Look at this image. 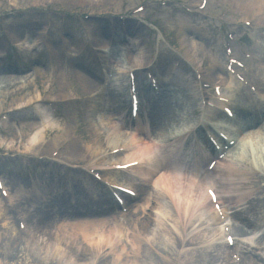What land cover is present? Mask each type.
<instances>
[{"label":"bare ground","instance_id":"obj_1","mask_svg":"<svg viewBox=\"0 0 264 264\" xmlns=\"http://www.w3.org/2000/svg\"><path fill=\"white\" fill-rule=\"evenodd\" d=\"M103 1L105 0H74L75 3L88 2L90 4L95 3V5L100 4ZM232 5L244 16H250L251 18L262 16L264 19V0H233ZM248 20L249 19L246 21ZM25 35L26 36L23 37V42L30 39V44L33 45L37 43V41L33 39L37 34ZM102 36L105 37V33H103ZM0 41L5 42V39L2 37L0 38ZM114 44H118V41H114ZM146 47L148 48L147 43ZM53 50H55V48H53ZM131 50H133V48ZM131 50H129L130 53ZM57 55L58 52L54 53L53 58H57ZM80 58L81 57H79V60H81ZM83 63L91 64L92 66L94 65V62H90V60ZM130 68L132 69L133 67ZM181 72L178 75L182 79L183 76ZM12 73L21 74L22 71L11 65L4 67L3 72L0 71L1 76ZM123 73L124 68L120 66V68L115 71L114 81H119V75L121 76ZM36 74L38 78L45 76L44 73H41V70H36ZM183 75L185 74L183 73ZM73 76L76 82L80 84L79 81L82 79L76 72L73 73ZM3 79H5V77ZM188 80L191 85H194L193 79L190 78ZM177 81H180V79H177ZM11 82L12 81L7 80L4 84L9 83L8 85L10 86ZM82 86L85 87V93H90L88 95L95 92V88L87 82H85V86L84 84ZM29 89H31V86H28L26 90ZM60 89L61 90H55L52 86L50 87V90L53 93L59 95V100H67L69 98L68 95H70L69 90L63 85ZM145 92L147 93L148 90ZM177 92L182 93V90L178 89ZM15 96H17V94ZM113 96L115 106L118 108L117 113L119 120L125 127V125L129 124V115L125 117V108L127 106L125 96L117 90L113 91ZM160 96H162L160 98V103H156V100L153 102L150 100V109H152V112L157 116V121H152L150 129H157L165 121L179 123L177 120L180 111H184L187 118L183 120L182 125L176 126L177 130L187 129L194 123V119H196L197 116V108L199 106L193 95L183 94L184 97L182 104L180 103L178 106L173 105L172 102L168 100L166 94ZM76 99L82 98L78 97ZM17 100L18 99H16V102ZM21 101H24L22 104H27L25 107H29L31 104L30 102H32L33 99H28L26 102L25 99H21ZM74 105L81 106L80 103L67 102L64 105L58 103L57 107L60 113H62L64 109ZM89 105L90 104L85 106L84 103V113H88V119L93 118V115L96 112V108L92 106L90 108V113L89 111L85 112L89 108ZM17 106L18 105H15V107ZM121 108L124 109V111L119 112V109ZM10 109L14 111L13 107ZM28 114L30 113L25 109L22 119L33 120L34 117H31ZM75 119L76 121H72L73 123L70 121L69 123L71 130L75 132L77 137V141L74 142L68 150V154L75 158V160L73 159L72 161L77 162L85 160V162H87L92 160L93 162L95 157L103 150H106V148H114L118 145L129 146L131 149L130 156H126L121 159V161L130 162L144 158L147 159V167H137L129 173L116 172L111 175L113 177L136 175L138 180L142 182L139 187L140 189L137 190L138 192L143 190V186L147 183L149 178H154L153 187L142 197L140 195L137 200H128L131 203V213L127 216H123L126 218L123 221L122 219L115 217V215L99 218V216L95 214L93 211L95 204L93 202L96 200H94L95 198H92L95 191L92 192L93 190H91V188L95 187V189H98V187L95 186V183H87L85 185L82 180L76 179L70 186H68L66 182L67 179L62 178L60 180L62 185L58 180V183L48 188L45 186L42 187L38 185V183L31 184L32 186L30 188L34 189V193H32L31 197L22 196L25 201L30 200L32 202L33 197L45 194L51 197L55 193L58 194L55 196L56 200L64 199V196L67 195L65 202H69V200L71 201L66 204H58L55 200V203L59 206L58 210H61L64 213L65 218L62 217L60 221H57L52 218L51 214H49V223L42 226V228H31V232H34V234L30 239H37L39 253L43 256L39 261L34 260L32 264H96L98 261H100V264L221 263L220 252L223 251L224 247L221 240L218 238L217 230L211 229L208 233L198 235L193 227L199 220L205 221L206 219H208V221H214V225H216L217 217L211 208L212 206L205 205V202L207 201L205 195L196 189H193L192 191L188 190L185 193L180 194L179 191L176 192L174 190L173 186V192L172 189L165 190L168 182L180 187L181 181L178 180L175 174L182 171L185 162V156L183 157L181 154L183 150L181 144L182 141L175 139L176 137H174L173 130L171 135L166 134V143H163V141L156 138L153 139L151 135H148L149 132H146V141L143 139L139 141H129L126 136H123V133H111L113 125L109 124L105 117L101 118V122L104 125L103 129H101L96 123H90L89 134L87 135L82 127H80V131L76 133L78 117ZM125 121H128V123H125ZM73 124H75V127ZM142 127L143 122L140 119L132 128L137 132L140 131L139 133L143 135L145 130ZM31 130L35 131L36 127L32 126ZM2 132L6 133V130H2ZM253 135H256V137H251L254 141L262 140L264 137V129L260 128ZM11 136L12 135H10V137ZM17 138V136L12 137V140L16 141ZM42 139V136H32L31 145L28 144L27 147L24 148L27 155H39L38 152L42 145ZM32 144L34 145L32 146ZM164 144H167V146L164 147ZM16 145L18 144L16 143L15 146L4 150L11 153L21 150L22 146L17 148ZM54 146L44 149V154L49 155L54 149ZM203 148H205L204 145ZM145 149L149 150L146 152L144 151ZM243 150L244 149H238V152L242 154L244 152ZM154 154H156L157 167L152 169L155 166V163L151 167L149 162L151 158L155 159V156H153ZM245 158L246 157L243 155H240V157L233 156L220 161L211 174L205 173L206 178H203V180L209 178L214 184L220 195V201L223 204L224 211L228 214L231 220H239L249 228L255 227L257 229H264V203L260 200L261 195L258 191V185H264L263 179L261 180L263 177L254 175L250 169L247 168V165H245L246 163H243ZM187 160L189 159L187 158ZM191 162V167H194V165H201V162H197L194 159H192ZM172 169L175 171V174L170 178V181L167 182V175ZM263 187L264 186H261L260 188ZM100 188L103 189L104 187ZM57 189L59 191H57ZM82 190L84 191L81 192ZM97 194L96 197H101L99 196V193ZM76 195H80L83 198L76 199ZM98 200L100 201L101 199L99 198ZM103 201L104 200L101 202L103 203ZM245 202L249 203V208L244 206ZM112 205L113 207L115 206L114 203H112ZM168 206H172L176 214L179 211L184 226L188 229L184 226L180 227L181 222L179 216L174 220ZM82 210H85L86 212L83 214ZM163 214L168 216V223L171 225L170 228L166 224L167 221L165 222L163 219L159 218L160 215ZM252 218H254L253 220H255V224L251 221ZM152 225L155 229L153 228L151 230ZM179 233L182 234L183 239L186 238L187 246H198L207 243L209 250L201 251L200 247H197L195 248L197 250L195 254L189 253L187 250L183 252L177 251L176 249L181 242L179 240L180 235L178 236ZM9 235L10 234L4 239L9 242L6 249L0 252V258L5 261H10L15 258V255L12 252L15 251V245L17 243L16 240H14L15 238H9ZM242 236H244V234ZM16 238L23 240V238L18 237V235ZM4 240L0 239V244L2 243L1 241ZM213 242L214 245L212 246L211 243ZM259 242V246L264 250V236ZM111 244H114V246L111 250H108L107 248ZM48 246L49 252L47 248ZM235 246L238 250L244 251L243 247ZM262 256H264V254H262ZM49 258H51V260H48ZM43 260L44 262H41ZM256 262L257 261L245 262V264H264L263 259H260L257 263Z\"/></svg>","mask_w":264,"mask_h":264},{"label":"rangeland","instance_id":"obj_2","mask_svg":"<svg viewBox=\"0 0 264 264\" xmlns=\"http://www.w3.org/2000/svg\"><path fill=\"white\" fill-rule=\"evenodd\" d=\"M154 2H162L164 3H171L168 4L166 7L158 6V10L161 12L160 15H154V14H144V20L148 21H155V27H159L161 33H162V40L160 42V51L163 55V65L161 66L160 72L163 74L169 73L171 71L172 67H174L175 63H180V72L182 74V79L179 77V73L175 74L173 77L174 80L169 83L168 85L164 86V92L166 96L168 97V100L172 102L173 105H180L183 101V94H190L193 95L196 99L197 93H196V84L194 80V74L192 70L184 64L182 61H185L188 65L194 66V67H202V71L205 76V83L208 85H214L219 84L221 82L226 83L230 78L227 77L224 71L225 67V59L223 52L219 49L217 44V37L220 35H223L226 31H233L238 37H246L247 29L243 27V20L244 19H251L250 16H244L238 9H235L231 2H228V4H224L223 6L230 9V14L225 18L224 24H217V23H211L207 22L206 20L198 17L195 18L191 16L190 14L186 13L184 10L181 9L182 5L190 6L192 5L195 0H150ZM199 1V0H198ZM16 8L20 9L22 11H29V10H40L42 7L50 6L56 9V10H62L67 12H52V18L55 19L56 23V29L62 31V30H68L69 36L66 38L67 46L71 47L73 49V56L69 60V67L63 65V70L66 73L67 76H69L68 80L60 81L58 82V78L53 81V88L55 90H58L60 83L63 82L67 89L69 90L70 95H68V99H75L77 97L86 99L87 96L84 95L81 91V87L78 83H76V80L74 78H70V75L75 71L77 75L82 79V81H85L87 83H90L93 85V87H97L98 93H100L103 85H104V73L106 70L107 65L101 64L100 61H102V56L100 54L94 55V50L103 45H107L109 43V27L113 26L118 22L120 19L119 16H124L125 14L129 13V11L133 10L136 5L140 2V0H105L100 4L95 5V3H88V2H74V0H17L16 1ZM198 5V4H197ZM212 9H215V13L218 14L220 9L215 8L213 6ZM12 12V10L6 5L5 0H0V16L7 15L8 13ZM210 12V10L208 11ZM84 14H90L95 15V18H91L90 21H88V24L94 25L95 27L99 28L100 31L106 32L105 35L107 37H104V39H100V41L97 44L91 45V47L88 46L86 43V39L90 38L91 36L89 34L84 33V29L79 27L77 18L78 16H82ZM111 15V22H107L104 20L105 17ZM250 15V14H249ZM254 20V19H253ZM258 21V20H255ZM7 24H15L17 25L15 28L16 30H19L17 32H20L22 34H26L29 32V27L26 28V26L32 27V30L30 31V35L37 34L34 36V40L37 41L35 43V50L34 51H28L25 50L24 47L21 49L15 51L16 55H19L20 59L23 61V63H26L27 61H32L31 64H29L28 67L23 71L22 75H13L10 77L13 79V82H11L10 86L9 83H2L0 84V105L2 107V103L4 102L7 104L8 108L15 109V105H18L19 107L17 110L15 109V114L19 115L15 119H18L22 122V127L19 129L16 126L15 119L10 120V114L8 115V112L1 113L0 111V127L2 125H5L9 122L8 125H10V130L12 135L10 138L9 136L6 137L7 139L3 142L1 141V145L4 146V149H8L10 147L15 146L17 143V148H20L23 150L27 145L29 144L28 137L30 135V131L28 132V128L31 126H35L36 130L39 128V130L35 133H40L44 131L43 137L49 136V131L52 132L53 137L50 139V143L52 145H55L52 152H55L58 147L61 145L62 142L66 141V138L70 137L72 134H75L70 128V121H76L75 118L78 117V127L76 129V133H78L80 130V127H83L87 129L88 127V113H84V106H71L67 107V109H64L61 113V116H54V109L48 108L47 104L42 106L43 108L38 110V108L34 109L33 114H28L31 117H34L33 120H25L21 119L22 115H20V110L22 106L25 104H22L24 101H21L25 99V102L28 99H33L32 103L34 101H39L41 98L47 97L51 98L52 100H59L58 94L56 93H50L49 92V85L52 82V71L55 64L53 62H50V57H46L43 53V45L42 43V34L45 24H46V15L44 12L42 14H34L32 13H23L18 14L16 17H12L9 20L5 21ZM182 22L186 29V32L184 34H179L174 28V25H178ZM235 23L234 25H231ZM135 24H138L137 26L139 29H134L133 34L136 36L135 38V45H130L126 42H124V38L122 37L123 43L121 45H118L117 52L118 55V69L120 66L123 68L126 67H134L137 66L138 68H141V66L148 65L150 62H152L155 59V49L157 48L156 42H158L157 32L155 29L147 25L145 23H142L141 21L135 22ZM23 25V26H21ZM21 26V28H20ZM78 26V28H77ZM116 26V25H115ZM30 27V28H31ZM25 31V33H23ZM55 33V31L53 32ZM56 34V33H55ZM3 35V34H2ZM257 36V35H255ZM3 37H8L4 36ZM69 42V43H68ZM146 43L148 44V48L146 47ZM0 51L2 52L0 54V62L4 65L7 64H14V54L12 53V44L10 43H3L0 42ZM86 45L90 48V50H87ZM62 47V46H61ZM120 48V49H119ZM133 48V52L131 54H128V51L126 49ZM237 52L240 54L241 51L244 50L243 45H238L236 47ZM57 52L61 56L62 50H60V45H57ZM188 53V54H187ZM98 55V56H97ZM12 57L11 60H7V57ZM79 57H81L79 60ZM96 58L98 60V64L101 65V68L95 67V69L92 68L91 64H84L83 62H87L90 60V62L96 61ZM116 58V57H115ZM185 58H188L191 63L187 62ZM182 65V66H181ZM212 65L217 68V72H213ZM73 67H76L77 69H73ZM183 67V68H181ZM36 70H41V73H44L45 76L42 78H38L36 74ZM77 70V71H76ZM183 73L185 75H183ZM22 76V77H21ZM193 79L194 85H191L188 79ZM7 79V78H6ZM145 75L143 72H140L139 74V82L144 81ZM177 79H180V81H177ZM126 80V76L119 75V83ZM232 80V79H230ZM175 81V82H174ZM4 82H7V80H4ZM174 82V83H173ZM28 86H31V89L26 90ZM116 88L121 87L116 86ZM182 90V93H178L177 90ZM22 91V92H21ZM40 91L42 93H40ZM21 92V93H20ZM49 92V94H47ZM17 96H15L16 94ZM209 95H212L211 90L208 91ZM39 97V98H38ZM65 97V96H64ZM239 98H243L239 95ZM16 99L17 102H16ZM39 99V100H37ZM67 99V100H68ZM62 101V100H61ZM90 107L96 108V113H94L93 118L91 119L92 124H97L101 129H103L104 125L101 122L102 117H107L106 109L99 107V103L101 100H91ZM245 101H243V104H241V107H246L247 104H244ZM31 103V102H30ZM51 105V104H50ZM97 106V107H96ZM47 109V110H46ZM90 110V108H88ZM128 111V106L127 109ZM198 110L197 108V116L196 119H194V123H196L198 119ZM242 110L239 109V112ZM87 112V110L85 111ZM90 113V112H89ZM246 113V112H243ZM2 115H5L8 119V122L6 123L5 119L2 118ZM187 118V115L184 111H180L179 118L177 122L179 123H173V122H167L165 121L161 126H159L157 129H154L151 131L152 135L157 139L161 140L163 139L164 142H167V135H171L172 130L173 132H177V125H182L183 120ZM260 125L259 127L264 126V116L258 120ZM101 122V123H100ZM73 123V122H72ZM191 124V126L193 125ZM41 125V127H40ZM75 127V124H73ZM72 125V127H73ZM43 128V130H41ZM156 130V131H155ZM34 133V134H35ZM167 134V135H166ZM40 135V136H41ZM17 136V140H12V137ZM1 138V137H0ZM23 148V149H22ZM107 149V148H106ZM257 151H259V146H257ZM261 153V152H260ZM263 155V153H261ZM70 157V156H69ZM70 158L74 159L73 156ZM1 160V166H0V173L3 177H5L6 181H10L13 187V190L20 191L21 187H23L22 182L23 180H26L27 176L30 174V169H24L23 162L19 161L12 165V169L9 171L5 170L6 161L7 158H0ZM81 161V160H80ZM83 162V161H82ZM162 162V161H160ZM164 162V160H163ZM245 164V161L243 162ZM33 176L38 178H45V182H47L48 174L56 173L57 177L62 176V172L51 165L41 163L39 166H37L33 171ZM56 176L53 178L56 181ZM21 179V180H20ZM28 180V179H27ZM21 181V182H20ZM14 183H20V186H15ZM28 185V183H27ZM6 203V204H5ZM172 217L174 220L176 219V214L171 211ZM18 215L13 213L11 211L10 205L7 202H0V239H5L8 234L9 238H15L16 245H15V251L12 253L15 255L14 259H11L10 261H5L2 258H0V264H32L34 260L39 261L42 255L39 253V246L37 243V239H30V236L20 235L18 237L23 238V240H19L16 238L17 230H16V218ZM55 216V215H54ZM166 214L160 215V219H163L165 222L167 221V226L169 228L171 225L168 223L169 219ZM158 218V219H159ZM181 226H184V222L181 218ZM157 219V218H156ZM200 224L197 222L193 227H199ZM185 227V226H184ZM153 225L151 226V230L153 229ZM187 228V227H185ZM155 229V228H154ZM188 229V228H187ZM243 225L238 222L234 221V230L237 235H241L243 232ZM16 234V235H15ZM180 235V236H179ZM179 240L182 241V235L179 233ZM18 240V241H17ZM0 244V252L4 251L8 245L9 242L7 241H1ZM180 246V247H179ZM183 244H179L178 247L180 250H183ZM174 247V246H173ZM48 252H49V246ZM178 250V248L176 249ZM48 260H51L49 258ZM41 262H44L41 261ZM66 262V261H65Z\"/></svg>","mask_w":264,"mask_h":264}]
</instances>
